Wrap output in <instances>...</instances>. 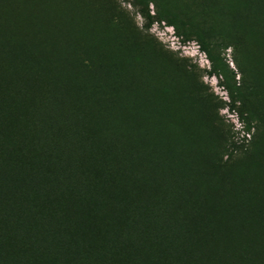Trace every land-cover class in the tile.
Segmentation results:
<instances>
[{
  "label": "rangeland",
  "instance_id": "rangeland-1",
  "mask_svg": "<svg viewBox=\"0 0 264 264\" xmlns=\"http://www.w3.org/2000/svg\"><path fill=\"white\" fill-rule=\"evenodd\" d=\"M16 24L30 47L0 55V264L32 244L11 232L34 160L66 178L41 189L55 216L103 192L105 264L125 247L264 264V0H0V43Z\"/></svg>",
  "mask_w": 264,
  "mask_h": 264
},
{
  "label": "trees",
  "instance_id": "trees-1",
  "mask_svg": "<svg viewBox=\"0 0 264 264\" xmlns=\"http://www.w3.org/2000/svg\"><path fill=\"white\" fill-rule=\"evenodd\" d=\"M171 24H174V21H171ZM18 32V26L16 24L14 33L10 31L9 37L6 34L3 35L4 39L0 43V55L4 56L3 58L7 59L8 57L12 59L15 51L24 53V51H27L30 47V45L27 47L26 45L24 47L17 45L15 40L19 36ZM221 74L226 78L224 68H221ZM162 158L161 152H158L155 157V165H160ZM36 163V160H34L30 163L29 167H25V173L22 175V178L16 182L22 185L15 211L13 209V212H15V231L17 229V232H11L13 236L12 239L15 238L17 241H24V239L29 237L25 244L29 243L30 239L32 240V244L30 248L24 245L23 248L19 250L20 253L19 251L16 253L15 249L13 250L16 241H9L10 249L7 253L8 256L10 257L13 251L16 253V255L14 253V256L10 259L13 261V258L16 256V260L14 261L15 264H26V260L27 264H37V262L45 263V254L48 252L51 259L53 256L58 255L59 257H57L59 260L64 262V264H105V252L102 240L107 230H103L101 225L109 214L102 201L103 192H97L98 194L94 193V195L91 194L92 196L87 195V198L83 200L82 196L76 195V198L80 200H77L80 204L74 208L70 207L71 209L68 208L66 204H63L61 205V207H63V212L55 216L53 213L58 211L56 205H54L53 208L45 206L47 203L50 205L49 199L52 195H42L41 189H52L53 185H57V189H60L64 183L65 177H61L55 173L51 174L50 171L46 174L47 168L35 165ZM1 166L0 164V170H3L4 173L10 174V172H12V167L7 166L3 168ZM3 172L0 171V173ZM10 176L11 175L5 177V183H2L0 187V219L2 216L1 214L7 207V204H10L11 200V197H9L10 189L8 191ZM68 182H70V179H67V183ZM91 184L96 186L95 183ZM98 187L97 185L96 191ZM2 190L4 191L3 194H1ZM68 193L67 189V194ZM61 194L60 192V195ZM99 198L101 201L100 203L98 202ZM82 202L87 204L84 208H81ZM43 207H46L49 212L42 209ZM38 210L44 212L37 220L35 215ZM31 235H33V237H31ZM19 236L22 239H19ZM97 240L99 243L101 242V247L97 244ZM128 240L132 242V239L128 238ZM88 244L90 247H88ZM115 248L117 247L115 246ZM125 248L127 251L125 250V260L122 264H155L152 254L147 253L146 255L139 256L133 253L130 255V248ZM51 259H49V262Z\"/></svg>",
  "mask_w": 264,
  "mask_h": 264
}]
</instances>
